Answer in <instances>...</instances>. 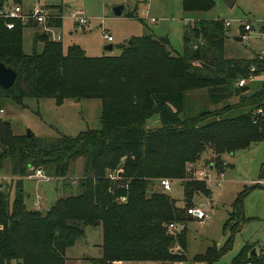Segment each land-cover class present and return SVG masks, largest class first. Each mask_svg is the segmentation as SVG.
<instances>
[{"label":"trees","instance_id":"trees-1","mask_svg":"<svg viewBox=\"0 0 264 264\" xmlns=\"http://www.w3.org/2000/svg\"><path fill=\"white\" fill-rule=\"evenodd\" d=\"M5 1L23 0H0V5ZM210 5L211 0H181L185 11ZM49 23L59 27L61 19ZM224 28L221 19L196 20L184 31V46L176 55L170 54L165 37L132 36L118 44L116 55L87 56L76 44L62 51L60 41L42 33L32 37L33 44L40 41L41 51L24 54L23 28L16 23L7 29L0 19V62L16 72L10 87H0V97L8 95L16 102L23 97L101 101L100 128L71 137L13 135L9 123L0 120V171L7 159L15 177L11 201L7 189L0 190V264H66L64 252L84 235L85 226L101 231L100 256L91 264L186 261L184 226L193 220L186 208L194 195L210 191L202 181L187 179L186 167L201 166L206 159L207 166L221 171L222 156L264 142V88L246 95L251 91L246 85L234 84L249 74L260 75L264 59L222 57ZM190 32L201 42L192 49L186 44ZM209 49L217 53L208 56ZM251 66L254 70L249 71ZM199 88H205L210 105L232 95L238 100L185 115V92ZM235 109L243 111L232 115ZM155 115L159 125L145 128V120ZM80 157L82 174L67 178L69 163ZM40 166L61 179L62 189L70 190L74 182L78 192L57 198L46 210H27L21 179L29 168ZM114 168L120 170L118 181L105 175ZM160 177L181 185L182 206L169 194L148 189ZM118 182L126 187H117ZM119 196L125 200L117 201ZM243 220L237 215L231 233ZM169 223L181 227L170 229ZM231 237L219 250L210 248L195 259L214 263L231 247ZM254 248L244 242L229 264H264L263 258L250 255Z\"/></svg>","mask_w":264,"mask_h":264},{"label":"rangeland","instance_id":"rangeland-1","mask_svg":"<svg viewBox=\"0 0 264 264\" xmlns=\"http://www.w3.org/2000/svg\"><path fill=\"white\" fill-rule=\"evenodd\" d=\"M38 2L46 7H61L63 16L68 10L79 8L87 17V23L79 27L63 17L60 39L62 51H65L66 45L77 44L87 56L116 55L119 53L118 44H125L131 36L152 35L165 37L169 46L166 48L170 49L171 55H176L182 52L184 31L190 28L196 20L221 19L229 23L224 28L225 37L220 51L221 55L225 58L264 59V28L262 27L264 0H235L230 7L222 0H211V5L207 9L189 11L183 10L181 0H149L146 3L142 0H38ZM109 3H123L124 10L120 16L115 17L111 14L107 7ZM132 10L135 16L126 15ZM150 17L155 21L149 22ZM244 22L250 23V31H243L241 24ZM30 33V28H24L21 32L22 52L30 54L34 50L39 53L42 45L40 41L33 44ZM102 34L110 36L112 40H106ZM243 35L246 38H242ZM188 36L190 40L186 44L191 49L201 44L192 32L188 33ZM236 37H241V40H236ZM106 44H111L110 51L104 49ZM216 53L217 51L212 49L206 51L208 56ZM246 86L250 90L260 86L264 87V70L258 77L246 81ZM229 87L232 89L234 86ZM205 96V88L187 90L185 92V115H197L202 110L208 111L224 105H233L238 100L237 95H232L217 104L210 105L206 102ZM0 109H2L0 120L7 121L11 133L18 136L25 135L29 130L34 136L40 138H54L59 135L71 137L87 129L98 130L100 128L101 101L96 97H80L76 100L75 97L64 98L60 102H56L52 97H23L20 102H16L7 95L0 97ZM242 111V109H235L231 114L235 115ZM158 125L156 115L146 119L143 123L147 129ZM224 159L232 166L225 168L218 186L215 184L210 186L212 198H207L205 194H196L191 199L190 206L207 205L209 215L203 220L191 217L193 220L185 223L186 261L179 264H204L195 257L203 255L210 248L219 250L229 239L230 234H232L231 247L212 264H229L244 242L252 243L256 249H260L264 242V142L251 143L248 148L236 150ZM7 163L5 160L0 171V174L5 177L8 175ZM82 164L83 158L81 157L72 160L69 163L66 177L69 179L79 177L82 174ZM200 165V167H205L206 159H203ZM40 168L47 178L26 177L33 171V168H29L22 180L24 196L26 193L41 196L40 210L48 209L51 202L60 196L78 192L76 187L73 188L74 182L70 190L62 189L60 178H54L51 171L47 172L41 166ZM212 174L214 171L210 172L211 178L214 179ZM168 179H170V190L164 193L169 194L177 205L182 206L184 200L181 185L176 179ZM258 181L262 183L259 182L256 185ZM10 186L8 184L5 188L9 201L14 193V188ZM148 189L150 191L159 190L154 180ZM238 198H241L240 203ZM24 205L27 210L34 209L26 202ZM237 215L242 216L244 220L239 223L238 230L231 233ZM100 240L99 226H85L84 235L76 238L73 246L66 251L68 256L79 259L70 264H89L88 259L97 254L96 246ZM82 255L87 257L88 262L81 258ZM123 264L169 263L124 262Z\"/></svg>","mask_w":264,"mask_h":264},{"label":"built area","instance_id":"built-area-1","mask_svg":"<svg viewBox=\"0 0 264 264\" xmlns=\"http://www.w3.org/2000/svg\"><path fill=\"white\" fill-rule=\"evenodd\" d=\"M142 1H148V0H142ZM58 17L61 20L63 17L67 18L69 21H71L73 24L79 26H82L87 23V17L84 16L83 12L79 8L70 9L67 11L66 15L63 16L62 8H56L54 11L52 9L50 10L49 7H46L45 5L39 4L38 0H31V3L25 4L23 2L21 3H13L11 1H5L0 5V19L4 21V26L7 29H11L14 27L16 23H18L22 28H30L33 30V33H39L44 34L48 39L53 41H59L60 40V32L59 27L53 26L49 23V20L52 18ZM155 19L150 17L149 22H154ZM224 27H227L229 23L227 21H223ZM241 27L243 31H250L251 25L249 22H244L241 24ZM262 27L264 28V22L262 23ZM104 38L107 40H110L111 37L105 34H102ZM264 36V34H263ZM242 38H246V36H241ZM254 70V67H250L249 71ZM259 76V75H258ZM258 76H252L249 74L246 78H239L235 81L236 87H241L246 85V81H251L255 77ZM0 113H2V109H0ZM221 165L224 166L225 162L221 161ZM214 170V168L211 166L209 169L206 165L205 167H193L191 165H188L186 167V173H187V179H195L202 181L205 186L209 189L212 184H215L218 186L221 182V171L214 170L216 177L214 179L210 176V171ZM106 177L110 181H118L119 178V171L118 170H107ZM28 178L33 179H45L47 178L45 174L43 173L41 168H35L31 173H28L26 175ZM10 180H12V177H5L0 176V190L6 188V186L10 183ZM261 181H258L259 183ZM8 183V184H7ZM262 183V182H261ZM117 187H126V183L118 182L116 183ZM155 185L159 189L160 192H167L170 190V179L166 177H160L155 180ZM40 195L36 194L33 196L32 200V206L36 210H40ZM125 200V196H119L117 201L123 202ZM203 205V204H202ZM200 205V206H190L186 208V214H188L190 217L196 219V220H203L204 218H207L209 215V208L207 205ZM170 229H178L181 227L179 224L169 223L167 225ZM256 257L260 259H264V242L260 246V249H256L255 251ZM251 264V263H246Z\"/></svg>","mask_w":264,"mask_h":264},{"label":"water","instance_id":"water-1","mask_svg":"<svg viewBox=\"0 0 264 264\" xmlns=\"http://www.w3.org/2000/svg\"><path fill=\"white\" fill-rule=\"evenodd\" d=\"M228 7H230L232 5V3L234 2V0H222ZM108 9L110 10L111 14L115 17H118L121 15L122 12V8H123V3H111V4H107ZM236 40H241V37H236ZM111 44H108L106 46H104V49L107 51L111 50ZM16 77V72L14 70H12L10 67L5 66L4 64H2L0 62V87L1 88H8L10 87ZM263 86H260L254 90L249 91V93H247L246 95H256L259 94L263 91ZM78 99V97H75V100ZM32 135V132H30L29 130L26 131L25 136L29 137ZM208 168H211V165H208ZM256 249H252L250 252V255L252 257H256V253H255Z\"/></svg>","mask_w":264,"mask_h":264},{"label":"crops","instance_id":"crops-1","mask_svg":"<svg viewBox=\"0 0 264 264\" xmlns=\"http://www.w3.org/2000/svg\"><path fill=\"white\" fill-rule=\"evenodd\" d=\"M24 2L23 3H25V4H29V3H31V0H29V2L27 1V0H23ZM149 1V0H148ZM148 1H142V2H148ZM235 1V0H234ZM234 3V2H233ZM233 3H232V5H233ZM109 4H111V3H109ZM114 4V3H113ZM49 8H50V10L52 9V11H54V9H56L55 7L53 8L52 6L50 7L49 6ZM57 8H61V7H59V6H57ZM123 10H124V6H123V8H122V12H123ZM121 12V13H122ZM131 13V14H130ZM126 15H131V16H135V13H134V11L132 10L131 12H128ZM128 17V16H127ZM62 21H63V19L61 20V25L59 26V32H60V39H61V36H62V34H61V26H62ZM71 22V21H70ZM72 23V22H71ZM73 24V23H72ZM75 25V24H74ZM77 26V25H76ZM78 27V26H77ZM24 29V28H23ZM22 29V30H23ZM22 32V31H21ZM30 35H31V39H32V36H33V33H32V30H31V33H30ZM132 37V36H131ZM107 40V39H106ZM112 39H110V41H111ZM60 41V40H59ZM70 45V44H69ZM77 45V44H76ZM106 45H108V44H106ZM105 45V46H106ZM67 46V45H66ZM66 46L64 47V49L66 48ZM79 46V45H78ZM222 46H223V42H222ZM80 47V46H79ZM112 47V46H111ZM81 48V47H80ZM112 49V48H111ZM83 50V49H82ZM84 51V50H83ZM222 57H224L223 55H222ZM225 58V57H224ZM232 154H228V155H225V156H222V161H224L225 162V165L223 166V168H222V170H221V177L224 175V170H225V168H227V167H229V166H232L230 163H228V161L226 160V159H224V157L226 158L227 156H231ZM7 160V159H6ZM7 172H8V175L6 176V177H10V173H9V161L7 160ZM200 167V166H199ZM82 168V167H81ZM214 170H216L215 168H214ZM214 170H212V171H214ZM211 172V171H210ZM227 171H225V173H226ZM213 175V177H216V174H215V171H214V174H212ZM0 176H3V175H1L0 174ZM25 177H22V179H21V185H22V180L24 179ZM54 178H56V177H54ZM57 179H59V178H57ZM223 179V178H222ZM13 181H15V177H12V180H10V183H9V185H11L10 187L13 189L14 188V184H13ZM221 183V182H220ZM61 190V189H60ZM23 191V190H22ZM62 191V190H61ZM63 192V191H62ZM23 193V192H22ZM13 197V194L11 195V198ZM23 197H24V202H26V204L28 203V204H30L31 206H32V199H33V196H32V194H27L26 193V195L24 196V193H23ZM61 197V196H60ZM207 198H209V199H211L212 198V192H210L209 191V194L206 196ZM26 198V199H25ZM59 198V197H58ZM57 199V198H56ZM55 199V200H56ZM55 200H53L52 202H54ZM42 202H43V199H42ZM51 202V203H52ZM176 203V202H175ZM177 205V204H176ZM179 206V205H178ZM100 242H101V240H100ZM100 242L99 243H97V254H96V256L95 257H90L88 260H89V264H91V262H90V260L91 259H95V258H99V256H100V248H99V245H100ZM73 246V245H72ZM71 248V247H70ZM70 248H68V249H66L65 250V252H64V259H65V262H66V264H70V263H74L76 260H79V259H77V258H75V257H71V256H68L67 255V253H66V251L67 250H69ZM81 258L84 260V261H87V257L85 256V255H82L81 256ZM88 262V261H87ZM124 263V262H123ZM123 263H119V264H123Z\"/></svg>","mask_w":264,"mask_h":264}]
</instances>
